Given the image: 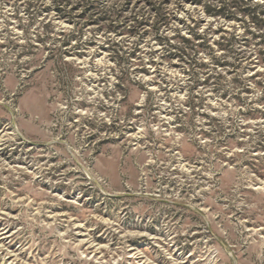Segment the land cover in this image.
<instances>
[{
  "label": "rangeland",
  "instance_id": "1",
  "mask_svg": "<svg viewBox=\"0 0 264 264\" xmlns=\"http://www.w3.org/2000/svg\"><path fill=\"white\" fill-rule=\"evenodd\" d=\"M202 2L0 0V264H264V25Z\"/></svg>",
  "mask_w": 264,
  "mask_h": 264
},
{
  "label": "trees",
  "instance_id": "2",
  "mask_svg": "<svg viewBox=\"0 0 264 264\" xmlns=\"http://www.w3.org/2000/svg\"><path fill=\"white\" fill-rule=\"evenodd\" d=\"M195 2H197V4L199 5L204 4L202 0H195ZM220 3H223V2H220ZM239 3L242 5V7H244V10H246L242 13L250 18L251 23H253L258 28L264 25V18H263L264 13L263 12L257 13V9L260 8L259 5H255L252 9V7H250L249 2L246 0H239ZM230 9H231L230 6L226 7L225 4H222L219 7H206V13L210 17H223L229 20H237L235 19L236 17H233L234 13H231ZM230 15L232 17H230ZM184 42L188 43L190 41L184 39Z\"/></svg>",
  "mask_w": 264,
  "mask_h": 264
}]
</instances>
